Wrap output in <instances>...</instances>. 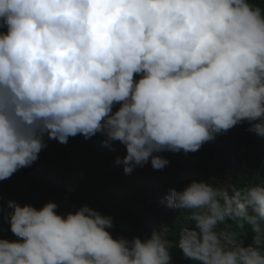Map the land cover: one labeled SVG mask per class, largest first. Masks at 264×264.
I'll use <instances>...</instances> for the list:
<instances>
[{"label": "clouds", "instance_id": "clouds-1", "mask_svg": "<svg viewBox=\"0 0 264 264\" xmlns=\"http://www.w3.org/2000/svg\"><path fill=\"white\" fill-rule=\"evenodd\" d=\"M5 26L0 180L36 161L45 136L102 133L126 147L115 161L125 173L149 159L163 169L154 153L195 152L243 121L264 136V6L254 0H0ZM166 205L190 222L175 242L168 227L114 238L112 217L87 204L62 216L53 201L10 200L21 239H0V264H175L174 248L193 264H264V182L193 180Z\"/></svg>", "mask_w": 264, "mask_h": 264}, {"label": "trees", "instance_id": "trees-1", "mask_svg": "<svg viewBox=\"0 0 264 264\" xmlns=\"http://www.w3.org/2000/svg\"><path fill=\"white\" fill-rule=\"evenodd\" d=\"M264 6V0H254ZM0 27V31H6ZM138 79L139 76L137 75ZM119 107L114 105L113 111ZM105 136L97 133L89 139L78 134L69 137L67 143L45 136L46 147L30 166L19 168L9 178L0 180V239L20 240L10 228L8 206L10 200L31 204L37 209L53 201L57 213L67 215L87 204L101 215H109L114 227L109 229L114 238L123 235L131 239L150 236L153 229L168 227L166 235L178 241L179 233L190 225L186 213L168 208L166 198L170 189L183 190L190 182L177 179H161L151 189L132 190L134 177L128 176L127 190H123L125 175L116 157L126 155V147L119 141L105 145ZM168 160L163 169H155L151 160L143 170L160 176H172L178 172H199L198 181L213 185L232 183L237 187L264 182V136L252 130V123L243 121L226 132L217 133L214 140L202 144L199 150L185 154L162 151L154 153ZM80 162L81 175L67 179L62 164L73 157ZM82 164V166H81ZM123 167V165H122ZM135 175H137L135 173ZM231 192V189H229ZM237 237L245 245L253 243V233L248 226ZM175 264H193L185 260L178 248L172 250Z\"/></svg>", "mask_w": 264, "mask_h": 264}, {"label": "rangeland", "instance_id": "rangeland-1", "mask_svg": "<svg viewBox=\"0 0 264 264\" xmlns=\"http://www.w3.org/2000/svg\"><path fill=\"white\" fill-rule=\"evenodd\" d=\"M76 158H79V157L78 156L73 157L70 160H68L67 162L62 164V168L66 174L67 179H73L74 180L81 175L80 162ZM81 166H82V164H81ZM120 166L122 168L123 174L125 175V180L127 179L124 186H122L124 192H125V190H127V187L129 184V178H128L129 175L130 176L132 175L134 177V182L132 183V190L151 189V187H153V185L157 181H159L161 179H165V178L177 179L180 181H187V182H191L193 180L198 181V177L201 178V175L199 172H183V171L178 172V173H176L172 176H169V177L160 176V175H157L154 173H148V172L144 171L143 167L141 165L135 166L131 173H125L124 168L122 167V164H120ZM135 173L137 175H135Z\"/></svg>", "mask_w": 264, "mask_h": 264}]
</instances>
